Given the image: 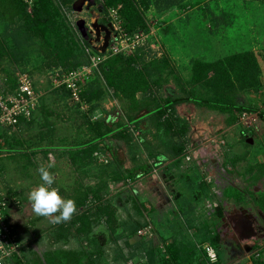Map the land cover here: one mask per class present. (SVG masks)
Instances as JSON below:
<instances>
[{
  "label": "rangeland",
  "instance_id": "374dc122",
  "mask_svg": "<svg viewBox=\"0 0 264 264\" xmlns=\"http://www.w3.org/2000/svg\"><path fill=\"white\" fill-rule=\"evenodd\" d=\"M24 1L28 6L31 4V0ZM90 1L93 5L89 9L84 6L80 12L66 6L68 12L73 11L70 16L75 19L74 27L62 12L60 3L49 0L56 25L74 54L81 48L86 52L76 26L78 19L85 20L88 30L97 18L103 23L113 21L117 28L131 32L122 24L120 5L109 6L103 12V0ZM142 3L146 7H140L143 23L137 30L148 34L147 44L140 48L144 52L142 57L145 60L163 57L170 62L171 73L166 80L158 79L154 94L163 97L169 91H182V86L188 85L193 59L212 61L236 53H247L249 60H256L264 79V0H141ZM67 23L70 26L66 28ZM4 25L6 29L8 25ZM9 30L13 33H3L0 23V71L11 60H17L20 70L32 73L35 89L40 94L38 112L44 120L43 130H54L56 143L69 146L80 142L84 130L93 136L85 124L87 115L90 121L106 116L112 121L126 122L120 101L111 89H106L104 98L96 106L95 102L94 105L87 102L86 111H81L67 96L62 97V91L45 76L46 60L34 35L25 28ZM262 90L264 88L259 92L249 91L247 97L240 95V99L254 100L263 109ZM137 96L141 97V93ZM48 106L54 108L51 117L45 115ZM176 111L188 124L186 134L175 136L184 148L180 154L169 155L159 162H155L147 154L144 143L138 141L133 124L126 130L131 140L114 141L118 145L120 168L108 151H99L91 163L80 165L78 159H71L70 150L65 148L62 151L65 158L58 161L63 173L55 175L54 186L59 187L63 197L76 201L77 213L70 222L60 224L36 216L30 203L29 211L25 210L21 194L12 191L11 183L7 182L9 176L19 177L31 168L37 172L41 164L52 163L54 167L50 171L54 173L56 153L46 148L37 155L38 151L30 150L34 143L29 132L2 128L0 187L7 195L5 220L10 223L18 244L5 264H15V258L24 264H37L38 260L44 262L47 254L60 251L75 253L83 259L91 254L89 258H96L99 264H157L161 252L168 253L169 246H177L181 241L196 245L202 253L208 242L200 243V240L211 235L214 228L220 234L224 264H260L264 258L261 251L264 211L259 204L264 205V178L256 176L254 164L264 158V120L256 113L247 112L246 117L239 118L243 112H238L237 120L226 125L225 115L197 108L192 103L180 104ZM70 116L74 120L69 119ZM52 118L57 123L54 129L49 127ZM79 123L83 126H78ZM205 134L207 144L202 140ZM219 136L222 138L220 147L215 140ZM39 137L40 142L43 141V134ZM147 139L154 153L168 154L159 141H152L150 136ZM12 144L25 151L12 153L9 148ZM203 145L207 146L206 163L194 159V152ZM12 155L17 159L13 160ZM186 155L190 160H185ZM17 160L25 164L24 169ZM133 160L150 166V171L128 178L127 170L133 166ZM117 176L121 177L119 181L115 180ZM38 179L36 185L41 183L39 175ZM229 186L245 191L247 204L235 205L228 201L224 191ZM219 206L222 218L215 222L214 211ZM134 222L151 225L152 235L145 240L154 242L161 251L152 252L155 263L137 243V235L128 239L131 245L126 244L127 233Z\"/></svg>",
  "mask_w": 264,
  "mask_h": 264
},
{
  "label": "trees",
  "instance_id": "16d2710c",
  "mask_svg": "<svg viewBox=\"0 0 264 264\" xmlns=\"http://www.w3.org/2000/svg\"><path fill=\"white\" fill-rule=\"evenodd\" d=\"M56 1L66 7L71 6L74 0ZM103 1L101 8L103 12L109 6L120 5L122 24L127 30L136 31L143 23L142 10H139L146 5L143 3L142 5L141 0ZM97 2L100 0H94V3ZM51 8L53 7L49 0H31L29 6L22 0L19 1L18 21L37 39L39 51L46 60L47 67L44 69L60 66L64 70H70L88 64L89 58L84 49L81 48L77 54H74L72 47L64 42V37L56 25ZM64 26L67 28L70 25L67 23ZM81 41L85 47L91 45L83 37H81ZM95 53L104 55L97 51ZM143 53L138 49L135 54L130 55L122 53L107 55L83 84L81 98L93 105L95 102L94 106L104 98L106 89H111L113 96L120 101L121 112H123L126 122H121L120 119L112 121L111 117L106 116L90 121L89 116H85V124L93 131L91 133L94 135L80 144L69 147L71 159H78L80 165L91 163L95 159V152L108 151L117 167L120 168L117 156L118 145L114 140H131V134L126 132L130 124H133L134 130L138 133V141L144 143L147 154L153 157L155 162L166 159L169 155L180 154L184 145L181 141L178 142L175 136L182 137L186 134L188 124L184 118L177 114L176 107L183 103H192L197 108L225 115L226 125H231L237 120L238 112L256 113L259 118L264 120V108H260L254 100L240 99V95L247 97L249 91L259 92L261 88H264V79L261 77L260 68L256 60L247 58V53L230 54L212 61L193 59L188 85H183L180 92L169 91L168 95L163 97L154 94V87L159 85L158 79L164 77L166 80L167 75L171 73L170 62L166 58L157 56L145 60L142 57ZM16 61L11 60L3 68L11 87L16 85L14 71L19 69L18 65H20ZM58 88L62 91V97L69 96V90L64 86ZM138 93H141V97L137 96ZM262 94L264 95V92ZM148 136L152 138V141H159L168 154L154 153V147L150 146L151 141L147 139ZM254 167L256 176L264 178V158L258 159ZM150 169V166L141 163L140 160H133V166L127 170V177L135 178L139 172L147 173ZM120 179V176L115 178L116 181ZM245 193L236 186H229L224 191V197L235 205L244 206L247 204ZM249 194L254 195V192L249 191ZM259 205L264 211V205ZM214 215L215 222L222 218L220 206L215 209ZM142 225L139 222H134L130 226L127 233V245H131L128 239L134 237L136 230ZM211 232V235L207 234V237L201 238L200 243L208 242L214 249L216 260L212 262L204 250L199 253L196 245L183 241L179 242L177 246H169L168 253L164 254L154 242H146L147 237H138L137 243L150 254V260L153 263H155V258L152 252H161L157 264H179L181 261H185V264H224L220 234L215 231V228ZM261 251L264 255V247ZM89 255L83 259L72 252H53L44 256V262L38 260L37 264H99L96 258L91 259ZM14 260L15 264H24L17 258ZM259 263L264 264V258Z\"/></svg>",
  "mask_w": 264,
  "mask_h": 264
},
{
  "label": "built area",
  "instance_id": "2783aa9c",
  "mask_svg": "<svg viewBox=\"0 0 264 264\" xmlns=\"http://www.w3.org/2000/svg\"><path fill=\"white\" fill-rule=\"evenodd\" d=\"M60 6L62 12L68 17L70 24L75 27V19L70 16V12L73 11L70 10V12H68L65 6L61 4ZM109 22L112 24L113 29L104 55L95 53L93 46L90 45L86 47L89 58L88 64L80 65L70 70H64L60 66L45 70V76L54 87L58 88L64 86L69 90L68 100L76 103L81 111H86L88 108L87 102L82 99L80 95L82 86L85 81L90 78L94 69H97L104 57L117 53L130 55L147 44L148 34L143 31L136 30L133 32H126L121 28H117L113 21ZM89 29L91 35L94 36L93 28ZM113 33L115 35H113ZM14 72L16 79V85L14 87L10 86L6 77L0 83V130L2 128H8L11 132L17 130L20 118L29 120L40 103V94L35 89L34 76L28 71L19 69H16ZM246 116L247 113L243 112L239 118H244ZM221 139L220 136L215 139L218 147L221 146ZM202 140L207 144V137ZM206 147L205 145L199 147L194 152V159L199 160L204 158L205 161H207V158L203 155ZM96 154H98V152H95L94 156ZM185 160H190V156L186 155ZM222 175L224 176V174ZM7 205V195L0 187V264H5V260L12 257L18 246L16 236L11 231L10 223L5 220L4 210ZM136 235L138 237H150L152 235L151 225L149 223H143V225L136 230ZM203 247L209 260H216L214 249L209 244H205Z\"/></svg>",
  "mask_w": 264,
  "mask_h": 264
},
{
  "label": "crops",
  "instance_id": "0c3cea01",
  "mask_svg": "<svg viewBox=\"0 0 264 264\" xmlns=\"http://www.w3.org/2000/svg\"><path fill=\"white\" fill-rule=\"evenodd\" d=\"M19 1L20 0H0V23L2 24L3 33H5V32L6 33H13V30H9V28L10 29H12L13 27L14 28H23V25L20 24L21 22L18 21V18H19V13H18ZM22 1L25 2L24 0H22ZM28 10H29V8H28ZM4 24L8 25L6 29H5V25ZM27 32H28V30H27ZM0 56H1V48H0ZM21 70L22 71H28V70H24L23 68ZM5 77H6V75L4 73V70L0 71V83ZM60 93L61 92L58 91V94H60ZM39 109H40V104L35 109L31 119L26 120V119L22 118L21 120H19L17 131L18 132L19 131L29 132V135L30 136L32 135L33 138H31V140H33L34 144L32 146V149H30V150L32 152L38 151L37 155H39V152H41L42 150H46V148L49 149V150L50 149L54 150V152L56 153V159H57V167L54 169V171H55L54 174L57 176L58 173H60V174L63 173V171L60 170L61 165L58 164V161L60 162V161L63 160V158H65L64 155L62 154L63 153L62 151H64L65 148L69 149V147L74 145V144H80V143L88 140L90 138V136H89L90 134H88L87 131L84 130V134H83L84 138H83V140H81L80 142H77V143H72L69 146H65V145H61L59 143H56L55 140H54V130L53 131L52 130H43L42 126L44 125L43 124L44 120L42 119L40 113L38 112ZM47 112L49 114L47 113L45 115H48V116L51 117V115L54 112V108L52 106H48L47 107ZM52 119L53 120H51L50 126H49V124H48V126L52 127L54 129L55 128L54 124H57V123L55 122L54 118H52ZM69 119H73V117L70 116ZM78 126L82 127L83 125L82 124L80 125V123H79ZM202 132H205V131H202ZM42 134L44 136L43 137L44 139H42L43 141L40 142V137L39 136L42 135ZM206 134H205L204 138L207 137ZM34 139H36V140H34ZM52 145H55V146H52ZM13 146L9 147V148H11V152L12 153L13 152L25 151L24 149H19L16 145L14 147ZM206 149H207V147L204 149L205 153H203V155L205 157H207L206 156L207 155ZM12 159L16 160L17 158L15 156H13ZM200 160H201L202 163H206L207 162V161H205L204 158H201ZM17 162H19V161L17 160ZM18 165H19V167L21 169H24V165H25L24 163L19 162ZM7 182L11 183L10 184V187H11L10 189L12 191L17 192L19 195L21 194L20 195L21 196L20 199L23 202V207L25 208V210L29 211V207L28 206H29L30 202L28 200V193H29V191L32 188L36 187L37 186L36 184L39 182L38 175H37V172L35 171V169L32 170V168H31V170H28L26 173H24L23 175H21L19 177L9 176V178L7 179ZM65 187H67L66 189H68V187H70V186H65Z\"/></svg>",
  "mask_w": 264,
  "mask_h": 264
},
{
  "label": "clouds",
  "instance_id": "9594fccd",
  "mask_svg": "<svg viewBox=\"0 0 264 264\" xmlns=\"http://www.w3.org/2000/svg\"><path fill=\"white\" fill-rule=\"evenodd\" d=\"M53 167L49 163L37 168L41 183L29 191L28 200L36 216L47 218L54 224L70 222L77 213L76 201L63 197L59 187L54 186L56 176L50 171Z\"/></svg>",
  "mask_w": 264,
  "mask_h": 264
},
{
  "label": "water",
  "instance_id": "95a60500",
  "mask_svg": "<svg viewBox=\"0 0 264 264\" xmlns=\"http://www.w3.org/2000/svg\"><path fill=\"white\" fill-rule=\"evenodd\" d=\"M86 3V5H85ZM93 5V1L90 0H74L71 4L72 10L75 12L82 11L83 7L89 9ZM76 26L81 34V36L90 42L94 50L99 53H104L106 47L108 46L109 40L112 33V24L110 22H100L97 18L91 23V27L94 31V36L89 37V30L85 24L84 19H78ZM249 140V139H248ZM251 142V140H249ZM218 209V208H217Z\"/></svg>",
  "mask_w": 264,
  "mask_h": 264
},
{
  "label": "flooded vegetation",
  "instance_id": "af4514ba",
  "mask_svg": "<svg viewBox=\"0 0 264 264\" xmlns=\"http://www.w3.org/2000/svg\"><path fill=\"white\" fill-rule=\"evenodd\" d=\"M89 32H90V35H91V31L89 30ZM92 36V35H91Z\"/></svg>",
  "mask_w": 264,
  "mask_h": 264
}]
</instances>
